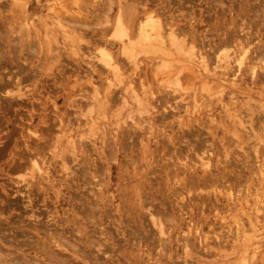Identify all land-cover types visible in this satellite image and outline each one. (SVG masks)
I'll return each instance as SVG.
<instances>
[{
  "label": "rangeland",
  "instance_id": "obj_1",
  "mask_svg": "<svg viewBox=\"0 0 264 264\" xmlns=\"http://www.w3.org/2000/svg\"><path fill=\"white\" fill-rule=\"evenodd\" d=\"M0 11V253L264 264V0H6ZM147 15L173 44L161 61L136 42L132 67L120 41L137 40ZM100 49L138 94L126 105L122 84L92 102L90 81L105 91ZM97 112L101 129L81 135Z\"/></svg>",
  "mask_w": 264,
  "mask_h": 264
},
{
  "label": "bare ground",
  "instance_id": "obj_2",
  "mask_svg": "<svg viewBox=\"0 0 264 264\" xmlns=\"http://www.w3.org/2000/svg\"><path fill=\"white\" fill-rule=\"evenodd\" d=\"M6 1V0H5ZM4 2H0V5L4 4ZM13 2V0H12ZM111 2L108 4V7H111ZM25 8V7H23ZM25 11V10H24ZM5 16L4 14H1L0 11V17ZM10 17V14L7 15L6 17ZM140 18H138L139 20ZM114 26H115V32L117 35L121 36L123 31H125V29L127 28L126 24L124 23L123 17H122V9L121 7H118L117 13H116V18L114 21ZM140 26H142L139 29V34L140 36L137 38V40H132V36H127L128 39L127 40H121L120 41V45H121V52L123 53V55L129 59L128 61L131 62V66L132 67H136L139 66V61L138 58L136 56V53L134 51V44L136 42L140 43L141 49L138 52H155L156 50L159 51V58L161 59V61H164V57L162 56L163 54V50H166V52L169 54V52L167 51L169 49L168 46H171L172 43V39L167 37L166 35L162 34L159 32V30H157V28L155 27V19H153L152 15H147L146 16V20L145 22H143ZM98 62L102 65V67L105 69L106 72V77H105V91L102 94H99V89L97 88V85L95 84V82L90 81L94 94H93V99L92 102L99 104L100 101H102V98H104L105 96L108 95V90L111 88V86L113 85H118V84H122L121 86V91H122V95H121V102L123 105L127 104V99L126 96L128 94L130 95H136L138 96L137 92L134 89L133 84L131 83L130 80L125 78L124 72L120 70L119 64L117 62V60L115 58L112 57V55L108 52H105L103 49L99 50V55L97 57ZM232 60L228 55H224L222 57V61L218 64L219 66L223 67V71L226 70L228 71L229 68L232 65ZM198 63L200 64L201 68L204 71H208L209 67L207 65L206 62H203L201 59L198 60ZM237 69H239L240 66L237 65ZM226 71H224L226 73ZM101 107V106H100ZM102 110V108H101ZM89 118H87V124L86 127L84 129V131L81 133V135H83L84 132H91V133H95L97 130L101 129L99 126V123L97 121L98 115H100L99 112L95 113V114H88ZM129 117H131L132 122L136 123L137 121L132 117V115H128ZM150 117H148L147 119H149ZM114 126L111 128H118L121 126L122 122H121V118H117L113 121ZM111 128L109 130H111ZM74 134L69 133L67 134V142L72 145L73 147L76 146V138H74ZM206 165V164H205ZM32 169L36 168V169H42V167H39L37 165L36 162H33L32 164ZM262 169L264 170V165L262 163ZM32 177H34L32 175ZM29 192V190L27 191ZM29 193H27V198H29ZM29 204L33 203V199L29 198ZM0 215H1V211H0ZM30 216L33 217V219L35 220L38 216V214H36L34 212V210L30 213ZM39 219H36L35 222H39ZM2 230H7V228L1 227ZM239 230V229H238ZM160 233H162V229H159ZM240 231V230H239ZM9 242L7 239L4 240H0V244L1 242ZM60 245V244H59ZM19 248L21 251L17 252L15 249ZM15 249H13V251H10V253L16 252V254L12 257V258H7L6 253H0V264H47L44 262V259H47L45 252L38 250L37 248L31 250L34 251L35 255H32V257L30 258H34L33 262H31L29 259H27V253L30 252V250H25L23 248H21V246L16 245ZM0 252H1V247H0ZM39 255H42L44 259H37V257ZM49 260H51L49 258Z\"/></svg>",
  "mask_w": 264,
  "mask_h": 264
}]
</instances>
